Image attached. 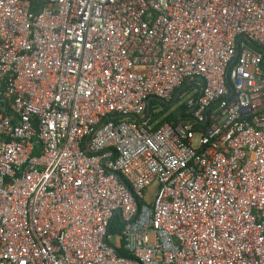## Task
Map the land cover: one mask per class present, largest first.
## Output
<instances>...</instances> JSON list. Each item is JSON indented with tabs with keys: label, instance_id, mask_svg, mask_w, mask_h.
<instances>
[{
	"label": "built area",
	"instance_id": "obj_1",
	"mask_svg": "<svg viewBox=\"0 0 264 264\" xmlns=\"http://www.w3.org/2000/svg\"><path fill=\"white\" fill-rule=\"evenodd\" d=\"M0 264H264V0H0Z\"/></svg>",
	"mask_w": 264,
	"mask_h": 264
},
{
	"label": "trees",
	"instance_id": "obj_2",
	"mask_svg": "<svg viewBox=\"0 0 264 264\" xmlns=\"http://www.w3.org/2000/svg\"><path fill=\"white\" fill-rule=\"evenodd\" d=\"M158 105H161V107L164 108V109L161 111L160 114H158V115L155 114L154 117H156L157 119H158V117L161 118V122L177 120L178 119L177 113L171 112L168 115L166 114V112L170 111V108H171L170 106L163 105V104H161V103H159L157 101H153L151 103V112H152V109L156 108ZM156 118H155V120H156ZM118 254L121 255V256H125L127 258L128 257H130V258L132 257L133 258V256L129 252L125 251V250H119Z\"/></svg>",
	"mask_w": 264,
	"mask_h": 264
},
{
	"label": "rangeland",
	"instance_id": "obj_3",
	"mask_svg": "<svg viewBox=\"0 0 264 264\" xmlns=\"http://www.w3.org/2000/svg\"><path fill=\"white\" fill-rule=\"evenodd\" d=\"M187 97V95H185L183 97V99H181V102ZM175 106H177V104H175ZM197 140V139H196ZM197 144V141H196ZM158 188V184L156 182L152 183L151 186L148 188L147 190V198L149 202H152L154 199V196L156 194ZM112 243H116V240H112Z\"/></svg>",
	"mask_w": 264,
	"mask_h": 264
},
{
	"label": "water",
	"instance_id": "obj_4",
	"mask_svg": "<svg viewBox=\"0 0 264 264\" xmlns=\"http://www.w3.org/2000/svg\"><path fill=\"white\" fill-rule=\"evenodd\" d=\"M153 100H157L156 98H154ZM150 102H151V100L148 102V104L150 105ZM149 114V111H148V113H147V115ZM118 213V212H117Z\"/></svg>",
	"mask_w": 264,
	"mask_h": 264
}]
</instances>
